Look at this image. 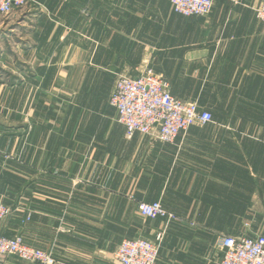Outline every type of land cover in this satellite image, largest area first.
Segmentation results:
<instances>
[{
    "label": "crops",
    "instance_id": "obj_1",
    "mask_svg": "<svg viewBox=\"0 0 264 264\" xmlns=\"http://www.w3.org/2000/svg\"><path fill=\"white\" fill-rule=\"evenodd\" d=\"M212 1L205 17L167 0H32L0 17V236L52 264H118L122 241L161 231L155 264H219L222 237H264V23L258 0ZM144 69L212 123L127 139L109 97ZM155 202L176 220L140 216Z\"/></svg>",
    "mask_w": 264,
    "mask_h": 264
},
{
    "label": "built area",
    "instance_id": "obj_2",
    "mask_svg": "<svg viewBox=\"0 0 264 264\" xmlns=\"http://www.w3.org/2000/svg\"><path fill=\"white\" fill-rule=\"evenodd\" d=\"M173 13L183 17H205L213 7L212 0H167ZM29 0H0V17L23 8ZM256 18L264 23V0H258L254 9ZM109 105L115 109L117 123L124 127L125 137L131 139L138 133L152 140L172 143L193 125L212 123L210 113L200 110L195 102H185L170 94L169 86L149 69L137 77L119 74L109 97ZM140 216L162 219L165 226L176 217L166 212L159 202L138 206ZM9 210L0 203V221ZM29 217L26 218L28 220ZM163 231L153 240L137 238L124 240L114 253L118 264H155ZM222 258L219 264H264V237H222L219 242ZM8 258L27 264H52L51 254L25 245L20 237L0 236V264Z\"/></svg>",
    "mask_w": 264,
    "mask_h": 264
},
{
    "label": "rangeland",
    "instance_id": "obj_3",
    "mask_svg": "<svg viewBox=\"0 0 264 264\" xmlns=\"http://www.w3.org/2000/svg\"><path fill=\"white\" fill-rule=\"evenodd\" d=\"M32 4V0H29V2H28V4L26 5V6H24L23 8H21V9H18V10H14L13 12H15V11H23V10H28L29 9V7H31L30 5ZM12 12V13H13ZM3 18H1V20H2ZM8 31V30H7ZM6 31V34H4V36H1L2 38H4V39H6L7 37H8V32ZM10 39V38H9ZM7 40L6 39V45L8 44L7 43V41H9V42H11V39L10 40ZM4 70H0V73L2 74V76H7V77H10V75L12 74V72H11V69L10 68H3ZM1 74H0V76H1Z\"/></svg>",
    "mask_w": 264,
    "mask_h": 264
}]
</instances>
